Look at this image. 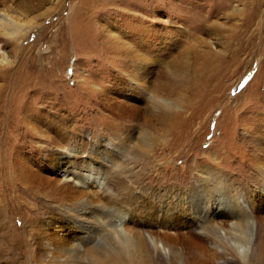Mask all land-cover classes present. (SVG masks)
Returning a JSON list of instances; mask_svg holds the SVG:
<instances>
[{"label": "rangeland", "instance_id": "374dc122", "mask_svg": "<svg viewBox=\"0 0 264 264\" xmlns=\"http://www.w3.org/2000/svg\"><path fill=\"white\" fill-rule=\"evenodd\" d=\"M113 2L0 0V26L8 25L1 16L9 12L17 22L8 25L11 32L22 34L16 43L0 38V48L11 57V82L26 80L30 95L25 107L33 108L27 112L29 125L21 129L11 126V117L10 124L2 123L8 115H0V264H11L12 258L31 264L35 247L26 248L18 235L31 230L33 219L42 223L55 199L44 182L23 180L11 155L23 149L29 160L37 153L43 161L57 149L48 141L56 142L62 125L66 137L77 141L84 140L82 135L86 142L105 143L111 135L144 136L145 143L136 140L117 162L121 168L112 171V183L124 179L134 187L170 162L159 177L169 180L159 184L163 187L173 183L183 189L195 182L197 169L208 167L219 178L235 179L240 195L251 190L264 194V0ZM142 55L151 70L146 84L139 78ZM5 85L1 77L0 90ZM154 89L162 104L180 102L155 109ZM107 96L119 100L118 110L125 114L131 104L138 106L139 120L118 118ZM125 102L130 106L122 110ZM52 103L62 104L63 111ZM18 107L12 117L19 115ZM137 131L142 133L137 136ZM167 154L170 158L162 161ZM196 156L213 162L198 164ZM66 181L80 186L71 176ZM14 228L20 232L12 233ZM106 236L94 244L103 254L110 249ZM101 260L93 253L92 261ZM254 264H264V259Z\"/></svg>", "mask_w": 264, "mask_h": 264}, {"label": "bare ground", "instance_id": "6f19581e", "mask_svg": "<svg viewBox=\"0 0 264 264\" xmlns=\"http://www.w3.org/2000/svg\"><path fill=\"white\" fill-rule=\"evenodd\" d=\"M113 1L117 3V0H105L107 3ZM1 17L8 25L17 24L9 12H3ZM8 25L0 26V38H6L10 43L11 40L15 43L20 41L22 34H13ZM15 48L18 45L13 49L17 54L19 48ZM141 59L139 78L144 80L151 70L143 65V60H146L143 55ZM11 63L10 55L0 48V78L6 80L4 90H0V115H8L2 123L10 124L11 117V126L14 124L16 129H21L29 125L26 123L27 112L31 106L27 110L25 102L30 94L25 92L28 84L24 78L11 82V69H8ZM153 91L150 95L151 100L155 101V109L159 106L171 109L172 104L180 102L175 100L172 104H162L156 89ZM109 96L106 98L111 103L108 106L117 111L121 103ZM126 102L122 110L130 106ZM131 105L125 108L126 114L118 110V118L139 120L140 109ZM18 106L22 107L19 115L12 117ZM61 106L59 103L53 104L58 111L62 109ZM63 126L58 127L61 134L56 138L58 143L48 141L57 149L54 148L43 161L37 158V153L34 154L36 158L29 160L22 154L23 149L11 155V164L16 160L18 171L23 170V180L31 184L44 182L55 197L42 223L40 219H33L31 230L25 234L19 233L17 228L12 231L19 233L26 248L35 247L31 264H254L264 259V216L260 215L264 211L263 193L256 194L251 190L245 196L240 195V187L235 179L223 178V175L219 178V173L208 167L197 169L195 182H189L183 189H176L179 184L176 186L173 183L163 187L159 184H165L164 181L168 183L169 180L159 177L164 170H168L170 162H163L162 170L145 176L140 183H134V187L124 179L112 183V171L121 168L117 162L135 146L136 140L145 143L144 136L136 139L133 136L124 138L122 135H111L109 143H105L102 139L86 142L82 135L84 140L77 141L73 137L71 139L70 135L66 137ZM34 129L39 132L37 126ZM165 131L170 135L169 128L165 127ZM140 133L137 131V136ZM24 143L30 147L29 142ZM109 146L116 150H109ZM167 155H163L162 161L170 158L171 155ZM212 159H198L196 156L195 162L199 164L204 160L211 163ZM184 174L188 176L190 173L185 170ZM69 176L77 180L80 186L67 182ZM247 182L243 180L242 183ZM246 205L251 207V213ZM105 233L110 249L107 247L108 251L103 254L94 244ZM93 253L101 256L103 261H92ZM16 260L12 258L11 264H26Z\"/></svg>", "mask_w": 264, "mask_h": 264}]
</instances>
